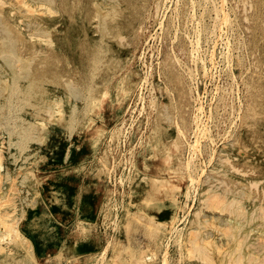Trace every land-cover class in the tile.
I'll return each mask as SVG.
<instances>
[{
	"label": "rangeland",
	"instance_id": "rangeland-1",
	"mask_svg": "<svg viewBox=\"0 0 264 264\" xmlns=\"http://www.w3.org/2000/svg\"><path fill=\"white\" fill-rule=\"evenodd\" d=\"M0 264H264V0H0Z\"/></svg>",
	"mask_w": 264,
	"mask_h": 264
},
{
	"label": "bare ground",
	"instance_id": "bare-ground-1",
	"mask_svg": "<svg viewBox=\"0 0 264 264\" xmlns=\"http://www.w3.org/2000/svg\"><path fill=\"white\" fill-rule=\"evenodd\" d=\"M93 2H95V1H93ZM29 6V5H28ZM111 6V5H110ZM76 7H77V5H76ZM96 14V13H95ZM92 19V18H91ZM115 19V18H114ZM110 20V19H109ZM2 25V24H1ZM88 25V24H87ZM101 25V24H100ZM75 26V25H74ZM80 27V26H79ZM75 28V27H74ZM81 28H83V27H81ZM80 28V29H81ZM91 28V27H90ZM5 29V28H4ZM75 30H76V28H75ZM83 30V29H82ZM90 31V30H89ZM73 32V31H72ZM71 32V33H72ZM77 33H79V32H77ZM90 33V32H89ZM74 34H76V33H74ZM80 35V34H79ZM76 36V35H75ZM82 37H83V35H82ZM84 38H86L85 37V35H84ZM81 39V38H80ZM88 39V38H87ZM87 39H86V41H87ZM14 40V39H13ZM61 40H62V38H61ZM66 40V39H65ZM75 40V39H74ZM84 40V39H83ZM91 41H93V40H91ZM90 40L89 41H87V42H91ZM65 42V41H64ZM84 42V41H83ZM86 42V43H87ZM95 42V41H94ZM77 43H78V41H77ZM98 44H99V42H97ZM63 44V43H62ZM75 43H74V41H73V45H74ZM92 44V43H91ZM7 46H8V43L6 44ZM93 45L94 44H92V48H93ZM90 46V45H89ZM5 47V46H4ZM9 47V46H8ZM7 48V47H6ZM88 48V47H87ZM77 49V48H76ZM75 50V49H74ZM93 51H95V49L93 50ZM110 52V51H109ZM91 53V52H90ZM75 54H79V52H78V49H77V52L75 53ZM101 54V51L100 50H98V51H96V54L94 53V57L95 58H97V56L98 55H100ZM93 54H91V56H92ZM79 56V59L82 61V57H81V55H78ZM78 56H76V58L78 57ZM81 57V58H80ZM54 58V57H53ZM75 59V58H74ZM53 60V59H52ZM80 60H78V63L80 62ZM89 61V60H88ZM109 61H110V59H109ZM17 62V61H16ZM76 62H77V60H76ZM86 62V61H85ZM90 62V64H91V61H89ZM88 62V63H89ZM81 63V65H82V62H80ZM79 63V64H80ZM87 63V62H86ZM87 63V64H88ZM101 63H102V61H101V58H98V59H96V65H95V68H97V67H100V65H101ZM85 64V63H84ZM87 64H86V66H87ZM2 65L5 67V68H8V67H10V61L9 60H3V63H2ZM89 65V64H88ZM92 65V64H91ZM113 65V64H112ZM25 67V66H24ZM92 67V66H91ZM90 67V68H91ZM102 68V67H101ZM106 68V67H105ZM50 73V72H49ZM43 74H46V73H43ZM17 75V74H16ZM14 73H13V78H14V80H17V79H19L18 78V76H16ZM28 75V74H27ZM35 76V75H34ZM51 76V75H50ZM53 76V75H52ZM26 78H28V76H26V74L24 75V77H23V79L24 80H26ZM39 78L40 77H35V78H28L29 79V81H28V83H29V86L30 85H34L35 87H37V85H36V83L38 82V81H40L39 80ZM41 78H47V77H45V76H42ZM20 80H22V79H20ZM19 94H21V92L19 93ZM50 110V109H49ZM48 110V111H49ZM52 111V110H51ZM69 122H70V120H69ZM67 125V124H66ZM90 126V125H89ZM97 128V127H96ZM84 132V131H83ZM86 133V132H85ZM231 205V204H230ZM228 208V207H227ZM38 221V220H37ZM33 222V224H34V220L32 221ZM32 222L30 221H28V223H30L31 225L30 226H33L32 225ZM29 225V224H28ZM35 225V224H34ZM36 226V225H35ZM32 228H34V227H32Z\"/></svg>",
	"mask_w": 264,
	"mask_h": 264
}]
</instances>
